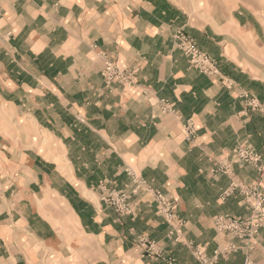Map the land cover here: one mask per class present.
Listing matches in <instances>:
<instances>
[{"label":"crops","instance_id":"0c3cea01","mask_svg":"<svg viewBox=\"0 0 264 264\" xmlns=\"http://www.w3.org/2000/svg\"><path fill=\"white\" fill-rule=\"evenodd\" d=\"M201 14L182 0H0V264H199L189 243L208 255L235 243L218 264H264V223L249 250L212 224L248 214L237 191L220 198L230 177L217 162L264 192V169L233 154L250 145L264 166V25L239 9ZM179 28L217 74L190 64ZM103 59L136 84L108 87ZM128 169L173 200L178 239L150 193L128 214L103 204L98 185L129 191ZM141 236L161 256L142 254Z\"/></svg>","mask_w":264,"mask_h":264},{"label":"built area","instance_id":"2783aa9c","mask_svg":"<svg viewBox=\"0 0 264 264\" xmlns=\"http://www.w3.org/2000/svg\"><path fill=\"white\" fill-rule=\"evenodd\" d=\"M174 39L176 46L187 56L190 64L198 71L206 75L218 73L215 60L202 51L182 30H177ZM100 75L108 87L114 85L133 87L136 84V74L133 69L121 67L110 60L103 59ZM245 99L249 107L253 109L259 107L256 100L249 99L247 95H245ZM191 134V129L187 126L186 139H190ZM233 154L238 162L252 165L261 174L263 173L262 156L254 147L237 144L233 149ZM216 165L217 171L230 177V183L222 191L220 198L225 199L237 191L242 197L248 214L241 217L229 214L215 215L212 219L213 227L218 232L229 233L233 237L238 238L243 248L247 250L252 249L256 242L258 229L264 223V192L261 190L259 183H243L234 179L232 163L228 158L217 162ZM130 180L135 183V187L129 191L126 189H114L105 184L98 187L103 204L113 209L118 215L128 214L131 212L133 197L137 193L135 188L140 187L143 192L150 191L156 201V209H158L166 223L170 226L167 235L175 236V239H178L175 230L179 222L177 221L173 200L160 191L148 189L145 181L141 178L138 179V183L133 177ZM139 245L142 254L146 256H161V248L156 242L147 240L141 236L139 238ZM188 246L199 264H218L219 258L227 256L238 248L235 243H228L224 247L215 248L213 253L208 255L200 245L189 243ZM164 260L165 264H175L173 258L165 257Z\"/></svg>","mask_w":264,"mask_h":264},{"label":"rangeland","instance_id":"374dc122","mask_svg":"<svg viewBox=\"0 0 264 264\" xmlns=\"http://www.w3.org/2000/svg\"><path fill=\"white\" fill-rule=\"evenodd\" d=\"M177 1H179V0H177ZM182 1L184 3V6L187 8L188 13L192 17L193 16L194 17H202L201 13L209 12V11L215 10L217 8H219L220 10H225V11H231L233 9H239L241 11H250V12L254 13L258 17V19L261 21V23L264 25V0H182ZM177 30H182V32H184L183 29H181V28H179ZM177 30H175V32L172 35L174 43H175L174 36H175V33L177 32ZM258 104H259V102H258ZM232 167H233V165H232ZM127 174L129 176V186H128L129 190H132L135 187V183L130 180L131 177H133L134 180L137 181V183H138V179H140V178L143 179L145 181L146 187H148V189L150 188L152 191H154V190L157 191V189H154L153 187H151L149 182L146 179H144L142 176H140L138 173H136L134 170L128 169ZM103 184L104 183H100L98 185V187H100ZM135 189L137 191V193L135 195H139L141 188L137 187ZM146 192L151 194L152 202L156 205V201L154 200L152 192H150V191H146ZM141 193H143V191H141ZM136 197H138V196H136ZM142 237L146 238L145 236H142ZM146 239L151 240L149 238H146ZM151 241H153V240H151Z\"/></svg>","mask_w":264,"mask_h":264}]
</instances>
